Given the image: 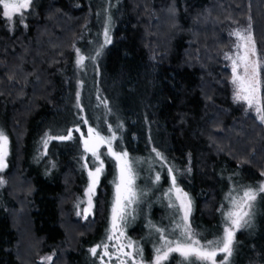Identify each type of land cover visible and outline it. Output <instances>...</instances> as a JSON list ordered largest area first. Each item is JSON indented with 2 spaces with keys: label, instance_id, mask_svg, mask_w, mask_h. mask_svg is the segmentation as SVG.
I'll return each mask as SVG.
<instances>
[{
  "label": "trees",
  "instance_id": "trees-1",
  "mask_svg": "<svg viewBox=\"0 0 264 264\" xmlns=\"http://www.w3.org/2000/svg\"><path fill=\"white\" fill-rule=\"evenodd\" d=\"M100 1L111 13L103 22L111 17V43L103 48L101 75L130 90L133 107L120 111L118 123L112 125L117 137L112 147L126 151L133 162L143 160L140 168L136 163L134 168L146 175L149 224L170 232L173 220L181 216L165 196L171 188L168 167H173L177 185L191 201V227L198 232L206 227L214 237L222 235L227 191L258 185L264 170V123L241 114L231 100L230 73L218 58L228 44L224 32L219 33V23L227 12L245 20L258 52L264 53V0ZM33 3L31 10L22 13L23 20L21 14H14L11 21L0 5V130L8 137L2 174L7 181L11 177L24 183L20 194L13 192L15 181L0 187V264H43L39 257L45 254L52 257L47 264H101L89 250L106 241L114 160L110 155L101 157L104 168L92 198V213L83 221L74 220L69 205L85 180V163L92 166L93 160L78 140L62 148L58 146L65 140L53 138L46 148L43 144L45 133L67 135L79 127L75 123L43 134L40 129L60 106L63 92L57 70L70 61V46L88 28L92 9L88 0ZM113 3L119 5L116 13L110 8ZM98 75L91 72L90 77ZM259 78L264 100V64ZM78 102L73 106L80 112L84 105ZM47 149L50 163L37 166L35 152L43 161ZM153 149L165 159H158ZM157 175L160 180L153 183ZM262 200V215L246 232H236V257L230 264H264ZM141 205L134 208V215L142 216ZM20 216L27 228L23 238L14 220ZM129 222L122 230L126 240L138 244L144 262L150 261L159 246L158 235L149 224L129 226ZM180 259L173 253L165 264H179Z\"/></svg>",
  "mask_w": 264,
  "mask_h": 264
},
{
  "label": "snow or ice",
  "instance_id": "snow-or-ice-1",
  "mask_svg": "<svg viewBox=\"0 0 264 264\" xmlns=\"http://www.w3.org/2000/svg\"><path fill=\"white\" fill-rule=\"evenodd\" d=\"M33 0H0L2 5L3 16L8 20H13L14 14L21 13V10H28ZM23 20V15L20 16ZM111 17L109 16L103 26L104 43L99 45L95 49V55H88L87 59L94 61L99 57L103 51V48L111 43L110 37ZM251 26L247 29H240L230 35H234L237 40L234 46V55L224 53L226 59L232 62V84L234 85L233 99L235 102H246L248 108L253 109L257 114V118L261 123H264V100H262L260 92V78L259 70L264 64V53L258 52L254 37L250 30ZM77 60L76 64L79 68H84L86 56L81 53L80 49H76ZM242 70V71H238ZM79 101V93H77ZM87 123V121H85ZM119 127V126H117ZM79 130V129H77ZM109 131L112 132L111 138L102 136L99 131L89 127V135L87 138H83V145L85 153H91L93 161H99V166L95 167V171H89L88 176L90 183L86 189V195L88 196V208L84 209L85 218L87 213L91 210L92 200L91 196L94 194L96 184L99 180V175L103 172L104 162L101 159L104 155H110L114 157L118 164V177L113 181L115 187L114 202L112 205V215L110 228L107 230L106 241L102 242L91 248L89 251L95 257L97 256L98 248H102L100 253L101 264H104L103 257L107 256L110 259L115 255L114 252L109 251V243L107 241H113L119 239V236H123L124 232L121 231L127 224L128 216L132 214L135 204L139 203L140 195L144 193L137 190L135 185L136 170L133 167V162L129 158L126 151H115L112 147V141L117 139L115 131L109 126ZM68 140L72 139V132L69 130L67 135L52 136L45 133V139L43 144L45 148L51 139ZM101 144H107V153H101L99 151ZM156 157L163 161L165 158L162 154L155 149ZM8 152V137L0 130V171L7 165L5 163V157ZM166 166V165H165ZM84 167H88L85 163ZM175 169L168 167V173L171 178V188L165 193V196L169 199V207L176 208L177 214L183 213L179 216V219H174V227L169 232L165 228L157 227L149 224V227L153 229L154 233L158 235L159 246L154 249V259L148 264H165L173 253H178L180 256L179 264H217L216 257L218 254H223V259L219 264H230V258L233 254L235 247V235L236 232L251 226V220L255 208V202L261 194H264V183L259 185H241L237 189H233L226 196L228 204L222 211V224L223 233L218 235L215 239L201 243L199 233L192 229L189 223V215L191 212V201L186 192L177 185V178L174 175ZM264 176V172L261 173ZM160 180V176L157 175L153 183H157ZM4 181L0 179V185ZM239 193V194H234ZM174 196V199H173ZM79 207V205H77ZM77 215H81L80 212ZM119 233V236L116 234ZM113 248H116L124 258L117 257L119 264H145L143 259V250L131 240L127 241V244H113ZM130 249L124 251V248ZM51 256L42 258L43 261L50 262Z\"/></svg>",
  "mask_w": 264,
  "mask_h": 264
},
{
  "label": "rangeland",
  "instance_id": "rangeland-1",
  "mask_svg": "<svg viewBox=\"0 0 264 264\" xmlns=\"http://www.w3.org/2000/svg\"><path fill=\"white\" fill-rule=\"evenodd\" d=\"M35 0H33L34 2ZM229 1V0H228ZM19 2V0H18ZM31 3L30 7L28 10H31L34 6V3ZM89 4H90V8L92 9L91 13H90V24L88 26V28H86L80 35V37H76L73 40L72 45L70 46V53H71V59L69 62L62 64L59 69L57 70L58 73V79H59V83H60V87H61V91L63 92V98L60 101V106H58L57 108L53 109V115L51 116L50 119H48L46 122H44L41 126L40 129L41 134L45 133L47 130L53 129H63L66 126L70 125L71 123H75V127L78 128H74L71 130L72 132V137H76L72 138V139H68L63 141V143H61L58 147L62 148V144L64 143H71L73 140H78L80 147L82 148L83 152L85 155H89L91 156V153H85L84 151V145H83V138H87L89 135L88 129L89 127L91 128H100L103 129V133L102 136L108 137L112 134V132L109 131V126L117 124L118 123V119H119V112L120 111H125L127 109H131L132 107V99H131V91L123 88L120 84H115L113 83L112 80H110L107 77H103L101 75V61L103 58V51L101 53V55L99 57H97L94 61H90L87 59L88 55H95V49H97L99 47V45L104 43V37H103V28L101 29V24H103V22L105 21V17L106 14L110 15L111 13L108 11V7H105V1L101 2L100 0H88ZM118 3L117 4H112L111 5V9L113 11V13L117 12L118 9ZM27 11V10H26ZM23 12H25L24 10H21V13H17V14H22ZM109 17V16H108ZM239 17L237 16H233L230 14V12H227L224 14L223 18L224 21L219 23L222 24L220 27V32L222 31L224 32L226 38H227V47L224 49H221L218 53V58L221 60V64L226 67L230 73L229 79H228V85H229V91H230V96H231V100L234 103V105L239 109L240 113H246V114H250L253 115L255 117H257V114L253 109H249L246 111V109L248 108V105L246 102H235L233 99V92H234V85L232 84L231 80H232V62L231 60H228L225 58L224 53H229V54H233L234 55V46L236 43L237 38L234 35H230V33H233L237 30L240 29H247L248 25L246 23L245 20L243 19H237ZM215 23V21L213 22H209V24H213ZM218 24V23H217ZM217 24L215 25V27L217 26ZM166 27V26H165ZM79 39V40H78ZM93 40L92 44L90 45V42ZM97 40L99 42V44H97ZM76 49H80L81 53L84 54L86 56V60H85V64L87 65L86 67H84L83 69L85 70V72L80 71L81 68L77 67L76 64V60H77V55H76ZM96 66H98L96 68ZM96 68V71L99 72L98 77H90L91 72H96V71H92V69ZM238 71H242V70H238ZM89 76V77H88ZM95 92V93H94ZM77 93H79V102L78 105L80 106L81 103L84 109H81V111L77 112L75 111V107L73 106L75 103H77L78 98ZM95 95L94 98H96V101L94 103V105H91L92 100L94 99L93 96ZM79 118V122H77ZM85 121H87V123H85ZM77 122V123H76ZM81 127V128H80ZM1 129V128H0ZM79 129V130H77ZM76 135V136H74ZM147 145V144H146ZM67 147L70 146V144L66 145ZM48 147H49V143H48ZM74 147V146H73ZM100 152H106L108 151V146L106 144H101L100 148H99ZM8 153V152H7ZM45 154H47V157L45 159H43V161H41V159H39L36 155H34V159H35V163L37 164V166L40 167V165L42 164H48L50 163V158H49V152L48 149L45 152ZM51 157V156H50ZM92 157V156H91ZM90 159L93 160V157ZM115 163V179H117L118 177V164L117 161L114 157H112ZM131 158V157H130ZM40 161L42 162L40 164ZM131 161L133 162L132 158ZM5 163H6V157H5ZM134 163L138 164L139 168L141 166V164L143 163L142 159H136L133 162V167H135ZM99 166V161H93L92 166H88L87 168L85 167V180L84 182H82L81 184L78 185V191L73 194V200L71 202V204L69 205L70 210H71V215L73 217L74 220L77 221H83L85 219V214H84V209L88 208V196L85 194L86 193V189L88 188V185L90 183V178L88 176V172L91 171H95V167ZM4 169V168H3ZM3 170L0 171V179H2L4 181V183L2 185H0V187H6L9 186V184H12V181L16 182V185L14 187H16V189H14L13 192H15L16 194H20L21 193V187L24 186V183L21 182L20 180L16 179H12L10 176V178H8V181L5 180V178L3 177L2 174ZM264 172V170L262 171ZM261 172V173H262ZM260 173V180L258 182V185L261 183H264V176H261ZM100 176V175H99ZM146 175H144V172H138L136 171V179H135V185L137 186V190L139 192L144 193L143 195H140L139 197V203L138 204H142L141 206H143V214L142 216H138V215H134L133 213L131 215H129L127 221L129 222V226H133V225H142L143 227L148 225V214H147V203L146 201H148V199H145L144 197L148 195L149 193V189H146V181L145 178ZM114 179V180H115ZM97 185V184H96ZM245 185V184H244ZM249 185V184H246ZM172 186V185H171ZM254 186V185H253ZM67 188V187H66ZM66 188L64 190V193H66ZM95 192V190H94ZM184 192V191H183ZM228 194L230 193V191H227ZM114 194H115V187L113 186V192H112V199H111V204H110V208H109V214H108V229L110 228V224H111V215H112V205L114 202ZM93 195L91 196V200L93 198ZM264 197V194H261L257 201L255 202V208H254V212H253V216H252V220H251V225L253 223V221L262 215V199ZM174 197V196H173ZM144 203V204H143ZM138 204L133 205V208H136L138 206ZM77 205H79V207H77ZM92 209H93V200H92V207L91 210L87 213L86 217L89 216L92 213ZM80 212L81 215H77V213ZM16 216L19 215V210L15 213ZM181 216L183 215V213H180ZM24 215V214H23ZM13 216V215H12ZM15 222H17V226L19 227L20 231V235L21 238H23V235L26 233V223L24 220L23 216L20 217H15L14 218ZM65 220V219H63ZM141 223H139L140 221ZM139 223V224H138ZM66 224V222H65ZM67 227V237L71 236V226L66 225ZM251 227V226H250ZM250 227H245L243 228L244 231L246 232ZM195 230V232L199 233V239H201V243H205L206 241L209 240H213L216 237L212 236V234L210 233L209 230H207L206 227L203 228V231H197L196 228H192ZM123 230V228L121 229V231ZM117 236H119V233L116 234ZM142 238H144L146 236V234L144 233V231L142 232ZM66 240H69L68 238ZM21 241V239H20ZM125 235L123 236H119V239L116 240L114 238L113 241H108L107 243H109V251L110 252H114L115 255L110 259L107 256L103 257V261L104 264H119V260L117 259V257L120 258H124L122 257L121 253L116 249L113 248L112 245L113 244H127ZM97 245L92 246L91 248L95 247ZM90 248V249H91ZM142 249V248H141ZM130 249L128 248H124V251H129ZM103 251L102 248H98L97 250V256L100 259V253ZM222 254V253H220ZM218 254L216 257V261L217 259H221L223 258V254L222 256ZM220 255V257H219ZM51 256L50 254H45L43 256L39 257V261L42 262V258L44 257H49ZM236 255L231 256L230 258V262L232 259H235ZM154 259V256L151 257L150 261ZM101 260V259H100ZM131 262V261H130ZM148 262H145V264H148ZM43 264H47L49 263L48 261H43ZM219 264V263H218Z\"/></svg>",
  "mask_w": 264,
  "mask_h": 264
}]
</instances>
